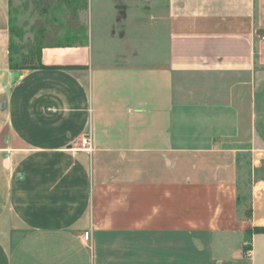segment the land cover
<instances>
[{
  "label": "crops",
  "instance_id": "crops-1",
  "mask_svg": "<svg viewBox=\"0 0 264 264\" xmlns=\"http://www.w3.org/2000/svg\"><path fill=\"white\" fill-rule=\"evenodd\" d=\"M75 10L11 83L0 0V264H264V0Z\"/></svg>",
  "mask_w": 264,
  "mask_h": 264
},
{
  "label": "rangeland",
  "instance_id": "rangeland-1",
  "mask_svg": "<svg viewBox=\"0 0 264 264\" xmlns=\"http://www.w3.org/2000/svg\"><path fill=\"white\" fill-rule=\"evenodd\" d=\"M38 2L39 0H11V24L23 37V43H33L34 36L30 32V27L33 23H39L43 30L45 28L48 29L52 38L55 37L56 40L62 39L66 22L79 26L77 25L78 22L75 18L74 10L77 5H80L81 0H42L41 6L37 8L35 4ZM44 7L47 11L46 15H41L39 10ZM49 24L56 25L57 29L54 30V33H52ZM14 42L18 44V41L15 40ZM240 160L242 167L246 169L249 165L248 154L243 153ZM247 182V178H241L242 191L239 195V202L244 208V213L247 212L248 207Z\"/></svg>",
  "mask_w": 264,
  "mask_h": 264
},
{
  "label": "trees",
  "instance_id": "trees-1",
  "mask_svg": "<svg viewBox=\"0 0 264 264\" xmlns=\"http://www.w3.org/2000/svg\"><path fill=\"white\" fill-rule=\"evenodd\" d=\"M47 36L41 34L40 37L35 36L33 43H23V37L20 35L19 31L12 26L11 20H9V69L12 72H20L28 69L41 68V50L44 48L43 43L48 38ZM15 40L18 41V44H15ZM48 42L49 43L46 45L47 47L57 46L52 45V43H50L52 42L51 40ZM64 44V46H71L73 44L72 39L66 36ZM253 231L256 233H264V228H255Z\"/></svg>",
  "mask_w": 264,
  "mask_h": 264
},
{
  "label": "built area",
  "instance_id": "built-area-1",
  "mask_svg": "<svg viewBox=\"0 0 264 264\" xmlns=\"http://www.w3.org/2000/svg\"><path fill=\"white\" fill-rule=\"evenodd\" d=\"M79 150L88 151V152H91L92 151L91 141L89 140L88 137H84L80 141ZM85 238H88V235H86Z\"/></svg>",
  "mask_w": 264,
  "mask_h": 264
},
{
  "label": "water",
  "instance_id": "water-1",
  "mask_svg": "<svg viewBox=\"0 0 264 264\" xmlns=\"http://www.w3.org/2000/svg\"><path fill=\"white\" fill-rule=\"evenodd\" d=\"M19 75H20L19 72H13L11 74V83H13L19 77Z\"/></svg>",
  "mask_w": 264,
  "mask_h": 264
}]
</instances>
